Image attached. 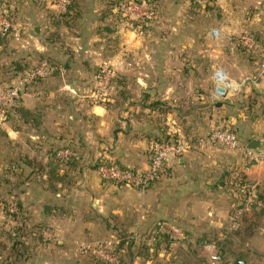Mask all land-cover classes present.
I'll use <instances>...</instances> for the list:
<instances>
[{"label": "crops", "instance_id": "obj_1", "mask_svg": "<svg viewBox=\"0 0 264 264\" xmlns=\"http://www.w3.org/2000/svg\"><path fill=\"white\" fill-rule=\"evenodd\" d=\"M229 1L219 0L223 5ZM237 1L239 18L248 19L249 31L264 46V24L258 23L264 20V0ZM127 2L0 0V11L21 19L24 27L0 45V86L11 83L24 62L34 64L39 52L53 56L49 63L55 67L19 99L20 105L40 113L38 123L24 122L14 109L0 121L8 132L0 146H10L9 159L0 149V205L2 196L17 195L31 221L55 224L62 236L66 226L73 227L76 237L125 233L135 237L132 250L152 242L148 238L157 220H170L186 231L185 240L157 244L151 260L126 256V264H207L204 244L213 240L222 264H264V216L249 214L250 235L227 237L235 193L221 185L223 174L237 170L264 193V158L253 162L237 151L195 139L144 191L97 175L94 165L99 160L143 170L151 141L172 135L198 138L216 125L233 129L245 145L260 139L264 151V75L241 69L247 64L238 54L215 58L209 46L216 43L196 44L186 26L152 25L137 34L127 27ZM75 14L80 20L69 30L90 37L73 48L81 57H66L60 48H48L39 34L54 30L43 26L45 20ZM99 18H105V38L98 37ZM30 28L35 36L29 35ZM216 66H223L236 85L223 96L214 95ZM61 147H70L76 160L58 170L69 180L54 190L44 170L50 153ZM38 164L43 172L36 170Z\"/></svg>", "mask_w": 264, "mask_h": 264}, {"label": "rangeland", "instance_id": "obj_2", "mask_svg": "<svg viewBox=\"0 0 264 264\" xmlns=\"http://www.w3.org/2000/svg\"><path fill=\"white\" fill-rule=\"evenodd\" d=\"M128 1H132V3H136L137 5H141L142 2L141 0ZM172 1H174V6L170 5ZM144 2L145 6L143 10L147 11V13L152 12L149 17L138 20L129 18L128 14L124 16L127 27L132 30L134 29L137 34H143L152 25L160 27L170 24L186 26L194 33L196 44L201 45L203 42H208L209 44L216 43L213 46H209V51L214 53L215 58L218 55L224 56L225 54L228 57V55L238 54L247 64L241 67V69L246 68L254 76L264 75L261 66L264 59V46L259 44L258 40L254 37L255 35L253 36L249 31L248 19L239 18L238 8L241 5L238 1L233 2L231 0L226 5L220 3L219 0H213L211 5L197 4L192 0H171L170 2L166 0H161L160 2L144 0ZM169 12L171 13L168 14ZM73 17L58 18L56 16L50 20H45L43 26H50L54 30L46 33L44 29L39 34L40 28H38L36 33L42 36L43 43L51 50L55 49L58 51L60 48V50L65 52L64 55L66 57H81L82 54L75 55L73 53V48L79 44L81 45L82 42H88L90 36L82 33L76 34L75 31L71 32L69 30L70 27H74L76 21L80 20V18ZM14 19L23 26L21 19ZM99 20L101 21H99L97 28L102 33L98 37L105 38L106 26L101 27L102 22H105V18H99ZM39 22L42 23V19H35V23ZM258 23L263 25L264 20L259 19ZM67 26L68 28L64 30L66 33H62L61 28ZM28 33L35 36L31 28ZM243 35L255 43L256 50L248 48L239 41L240 36ZM78 36L79 39H76ZM13 37L12 35L0 36V45L4 42V39L11 40L10 38ZM39 53L35 57V63L30 64L31 66L40 62L49 63V60L53 57L44 52ZM24 64L29 63L24 62ZM218 68L224 67H215V69ZM9 84V82L2 84L0 90ZM5 137H8V132L0 128V138L6 141ZM0 149L5 153L3 157L9 159V143H2ZM260 194L264 196L263 192H260ZM8 196L9 194H7L6 198ZM10 196L9 199L2 196V203L0 205V264H104L97 261L88 250L85 251L79 246L81 241L87 242L93 238H90V236H73L74 230L71 226L63 227L67 234L63 233V236L66 235L63 237L55 224L39 221L40 219L31 221L30 214L25 210L22 201L17 198L18 196L15 195L13 196L14 198ZM225 229L226 233H228L227 237H238V235H234V231L228 230L227 226ZM98 237L106 238L109 236ZM239 237L243 236L240 235Z\"/></svg>", "mask_w": 264, "mask_h": 264}, {"label": "built area", "instance_id": "obj_3", "mask_svg": "<svg viewBox=\"0 0 264 264\" xmlns=\"http://www.w3.org/2000/svg\"><path fill=\"white\" fill-rule=\"evenodd\" d=\"M197 4L206 5L213 3V0H193ZM145 2L141 5L132 3L124 4L123 8L129 18L143 20L149 17L152 12L147 13L143 10ZM24 27L13 17L8 15L5 11H0V35L19 36ZM239 41L246 45L248 48L256 50L255 43L246 36H240ZM262 70L264 71V59L261 63ZM50 68L42 63L36 65L26 71L22 76L12 80V82L5 88L0 90V121L5 120L7 116V107L15 99L20 98L25 93L26 85L37 78H45L49 75ZM215 89L214 95L223 96L226 90L234 89L235 83L231 82L223 68L214 70ZM220 88H223L219 93ZM200 144L208 143L217 145L230 150L242 153L248 160L253 162L261 161L264 158V151L261 148L257 150L248 149L246 145L240 140L233 129L225 125H216L212 127L207 134L197 138ZM190 148L189 143L182 135H172L168 139H158L150 142L148 152L147 167L143 170L134 169L131 167L121 168L119 165L110 163L107 164L104 160H99L95 163V171L102 180L112 181L115 184L131 186L139 191H144L147 186L159 179L165 172L167 163L171 159H177L182 156ZM56 155L63 160H67L75 156V152L69 148H60L56 151ZM227 185L235 193V197L240 200L232 208L228 214L227 229L235 231L240 227V221L243 215L250 213L251 207L256 205L263 207L264 202L255 199V188L246 181H241L239 178H231L226 182ZM167 235L172 242L182 241L187 239L186 231L175 224L174 222L166 219L157 220L151 230L148 240L153 241L156 235ZM121 233L106 238H97L87 242L81 241L79 246L85 251H89L96 259L107 264H121L119 256L116 252L117 246L121 243L124 237ZM125 239L134 240L133 235L125 237ZM127 241V240H126ZM204 249L207 252V264H222V256L219 252L218 246L215 241L207 242L204 244Z\"/></svg>", "mask_w": 264, "mask_h": 264}, {"label": "trees", "instance_id": "obj_4", "mask_svg": "<svg viewBox=\"0 0 264 264\" xmlns=\"http://www.w3.org/2000/svg\"><path fill=\"white\" fill-rule=\"evenodd\" d=\"M206 5H211V4L210 3H207ZM6 13L8 15H10L11 17H13L10 14V12L7 11ZM73 16L76 17V14L73 15ZM0 36L1 37H4L2 35H0ZM43 63H45L50 68V73L47 76V77H49L53 73V71L55 70L54 69L55 67L53 65H50L47 62H43ZM41 64H42V62H40V63H38L36 65H41ZM36 65H32L31 66V65H28V64H26V65L24 64L22 67H20V69L17 70L16 75H14V77L12 79H15V78H17L19 76H22L26 71H28L30 68H32V67H34ZM47 77L34 79L33 81H31L29 84L26 85V88L28 86L32 85L33 83L39 81V80L46 79ZM19 99L20 98L15 99L11 104L8 105V107H7V115L9 116V111L11 109H14L18 113L19 117L24 122H32L33 124L38 123L39 120H40V113L38 111H32V110H29V109L23 107L22 105L19 104V101H20ZM5 119H7V116H6ZM170 137H165V138H161V139H168ZM185 139L187 140V142L189 143V145L191 147L192 142L195 141V139H197V138H195V137H187L186 136ZM61 148H69L70 149V147H61ZM58 149H60V148H57V149L53 150L50 153L49 161L46 164L47 169L44 170L45 175H46V180L48 182V186L51 189H54V190H61V187H57L56 186L57 183L63 184V181L64 182H68V180H69L67 177H63V176H67V175H61L58 172V170L60 168H62V167H69L76 160V156L71 157V158H69L67 160L61 159L60 157H58L56 155V151ZM104 162L107 163V164L114 163V164L119 165L121 168H127V166H123V165L118 164L116 162L107 161V160H104ZM35 167H36V170L39 171V172L44 169L41 164L40 165L38 164V166L35 165ZM231 178H239L241 181H246L245 176L241 172H239L237 170H231V171H227L225 174L222 175V177H221V185L222 186H225L228 189H231V187L226 184V182L229 181ZM7 181H9V180L7 179ZM255 199L264 202V196L261 195L260 192L257 189H255ZM239 200H240L239 197H235V200H234L233 203L236 205L237 202H239ZM250 213H251L252 216H255V217L256 216L259 217L261 215L264 216V206L263 207H258L256 205H253L251 207ZM250 213L243 215V217H242V219L240 221V227H239V229H237V230L234 231V233H235L234 235H236V236L237 235H239V236L242 235L243 237H246V236L250 235L251 228L253 226V224H249L250 223L249 222V220H250L249 219L250 218L249 217V214ZM121 234H122L121 237H124V238H123V240L121 241V243L116 248V252H117V254L119 256V259H120L121 264H126V259H125L126 256H127V259L129 257L132 259L133 257L135 258V256H140L144 260H147V259H150L151 260L152 259V255L154 253V250L157 248V244H159L160 242H163L164 240L171 241L170 238L167 235H164V234H162V235H156V238L151 243L146 244L144 242H141V243H139L140 245L135 250H132L130 248L133 246V244H135L134 240L125 239V237H128L129 236L128 234H125V233L124 234L121 233ZM117 235L119 236V233ZM213 241H215V240H213ZM216 244H217V242H216ZM97 261H100V262H102L104 264H107V263L101 261L100 259H97Z\"/></svg>", "mask_w": 264, "mask_h": 264}, {"label": "water", "instance_id": "obj_5", "mask_svg": "<svg viewBox=\"0 0 264 264\" xmlns=\"http://www.w3.org/2000/svg\"><path fill=\"white\" fill-rule=\"evenodd\" d=\"M248 149L257 150L261 147V140L258 138H254L249 141V143L246 145ZM49 208L45 207L44 212L48 211ZM234 264H245L244 260H236Z\"/></svg>", "mask_w": 264, "mask_h": 264}, {"label": "bare ground", "instance_id": "obj_6", "mask_svg": "<svg viewBox=\"0 0 264 264\" xmlns=\"http://www.w3.org/2000/svg\"><path fill=\"white\" fill-rule=\"evenodd\" d=\"M222 88H220V90H219V93H221L222 92V90H221Z\"/></svg>", "mask_w": 264, "mask_h": 264}]
</instances>
